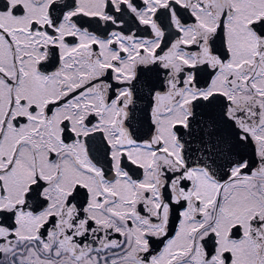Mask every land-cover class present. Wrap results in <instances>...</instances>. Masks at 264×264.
<instances>
[{
  "label": "snow or ice",
  "instance_id": "snow-or-ice-1",
  "mask_svg": "<svg viewBox=\"0 0 264 264\" xmlns=\"http://www.w3.org/2000/svg\"><path fill=\"white\" fill-rule=\"evenodd\" d=\"M0 264H264V0H0Z\"/></svg>",
  "mask_w": 264,
  "mask_h": 264
}]
</instances>
